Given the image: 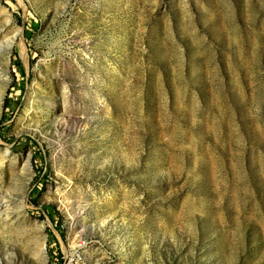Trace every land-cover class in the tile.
<instances>
[{
    "label": "rangeland",
    "instance_id": "rangeland-1",
    "mask_svg": "<svg viewBox=\"0 0 264 264\" xmlns=\"http://www.w3.org/2000/svg\"><path fill=\"white\" fill-rule=\"evenodd\" d=\"M0 260L264 264V0H0Z\"/></svg>",
    "mask_w": 264,
    "mask_h": 264
},
{
    "label": "bare ground",
    "instance_id": "bare-ground-1",
    "mask_svg": "<svg viewBox=\"0 0 264 264\" xmlns=\"http://www.w3.org/2000/svg\"><path fill=\"white\" fill-rule=\"evenodd\" d=\"M19 43H20L21 51L23 53L24 52V46H25L24 40L20 38V42ZM12 44H13V39H11V38L10 39H5L4 42H3V47L7 48V47H10ZM4 151L7 153V149L4 150ZM0 264H2V261L1 260H0Z\"/></svg>",
    "mask_w": 264,
    "mask_h": 264
}]
</instances>
